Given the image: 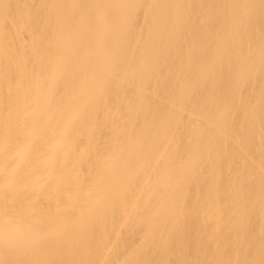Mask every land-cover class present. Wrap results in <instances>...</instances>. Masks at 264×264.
<instances>
[{
	"label": "bare ground",
	"instance_id": "bare-ground-1",
	"mask_svg": "<svg viewBox=\"0 0 264 264\" xmlns=\"http://www.w3.org/2000/svg\"><path fill=\"white\" fill-rule=\"evenodd\" d=\"M0 264H264V0H0Z\"/></svg>",
	"mask_w": 264,
	"mask_h": 264
}]
</instances>
